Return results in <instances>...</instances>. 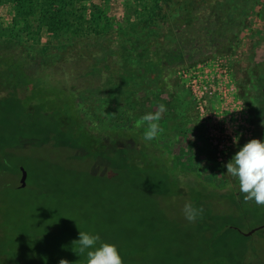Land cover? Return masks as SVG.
<instances>
[{
    "label": "rangeland",
    "instance_id": "1",
    "mask_svg": "<svg viewBox=\"0 0 264 264\" xmlns=\"http://www.w3.org/2000/svg\"><path fill=\"white\" fill-rule=\"evenodd\" d=\"M257 1L260 15L253 18L252 26L240 34V42L230 47L226 51L227 56L222 58L233 68L232 78L235 80L229 82L234 84L240 104L250 115L234 113L237 122L230 124V130H233L238 142H233L225 161L215 159L207 141L206 118L198 114L197 103L181 74L185 66L175 67L166 73L168 87L165 90L148 92L129 89L124 95L115 87L111 92L106 91L101 84L104 75L100 72L82 87L97 85V88H103L104 95L79 101L90 120L116 125L137 117L141 119L146 113L155 112L160 104L165 105L167 111L160 124L166 144L175 152L176 164L186 169L189 178L222 181L221 191L209 193V204L199 195H195L193 201L198 200L194 204L202 206L204 212L210 211L214 231L223 233L225 240L205 242L198 241L197 237H183L182 231L188 226L194 227V223L185 219L183 201L170 206L161 197L160 190L164 185L160 186L158 180L150 182L133 174L118 175L111 179L116 188L114 194H91L92 190L86 188L89 180L83 181L82 177L70 173L61 174L51 167L50 163H53L72 169L83 166V163L67 158L49 139V136L53 137L49 129L54 121L50 112L44 113L40 108L18 110L0 97V156L9 149L14 153L9 157L13 164H30L34 172L33 184L24 191L0 185V264H59L61 259L68 260L70 264H87L86 254L80 255L78 244H73L79 239V231L98 234L102 242L115 244L124 264H182L188 257H201L204 248L205 253L209 250L208 257H248L250 264H255L254 259L260 257L264 262V227H259L264 224V207L254 201L244 203L238 179L227 174L225 167L247 141L253 138L264 140V127L255 117V112H261L254 99L257 87L247 85L245 77L251 72L250 53L254 52L255 56L264 54V0ZM141 2L72 0V14L66 15L70 21L67 27H72L74 17L81 16L82 32L86 29L100 31L101 41H107V33L117 27V22L124 25L127 19L139 16ZM90 7L93 15L92 12L86 15L85 10L89 11ZM16 15L12 4L0 2V43L15 40L25 44L27 41L25 30L30 27H26L24 19L16 20ZM104 16L108 19L102 22ZM29 24L41 27L42 31L39 40L33 34L34 40L29 41L34 49L37 45L51 49L59 47L60 40L45 33L50 25L46 20L40 23L35 20ZM110 55L111 51H108L106 56L109 59ZM213 56L215 54L194 65L204 63ZM240 94L246 98V104ZM212 107L213 111L220 109ZM18 177L19 173H12L11 178H15L16 182ZM222 201L224 211H221L225 212V218L217 209L218 202ZM234 209L236 213H230ZM155 215L157 217L151 221ZM201 227L211 228L205 223ZM251 230L254 231L250 235H245ZM208 233L210 235L212 231ZM235 239L239 244L234 243Z\"/></svg>",
    "mask_w": 264,
    "mask_h": 264
},
{
    "label": "trees",
    "instance_id": "2",
    "mask_svg": "<svg viewBox=\"0 0 264 264\" xmlns=\"http://www.w3.org/2000/svg\"><path fill=\"white\" fill-rule=\"evenodd\" d=\"M1 1L12 4L16 20L24 19L30 29L25 30L26 47L15 40L0 43V97L18 110L40 108L44 113L50 112L54 121L49 129L53 137L49 139L67 158L83 163L72 169L50 163L54 170L89 180L86 188L96 196L114 194L116 188L111 179L118 175L133 174L150 182L158 180L160 186L164 185L161 197L170 206L179 201L194 204L198 201H193L195 195L204 197L208 203L211 191H221L220 180L189 178L186 169L176 164L175 152L166 144L163 134L151 142L145 141L144 126H137L139 117L119 125L90 120L79 101L104 95V92L97 85L82 87V84L91 82L102 72V87L109 92L114 87L121 95L127 94L129 89L165 90L168 87L165 75L169 70L192 66L237 45L240 34L252 26L253 18L261 13L257 0H142L139 16L127 19L124 25L117 22V27L107 33V41H101L100 31L86 29L82 32L81 16L74 17L72 27H67L70 21L66 15L72 14V0ZM87 10L86 15L87 12L93 15L91 7ZM107 19L104 16L102 22ZM35 20L38 23L46 20L50 24L45 33L60 40L58 48L40 45L33 48L29 43L34 40L33 34L39 40L42 33L41 27L30 26ZM108 51H111L110 59L106 56ZM250 55L251 72L245 77L247 85L257 87L254 99L261 114L264 112V54L255 56L251 52ZM239 96L246 104V98ZM13 154L6 149L0 156V185L24 191L33 184L34 172L30 164H23L27 184L17 188L15 178L11 177L12 173H19L21 163L13 164L9 158ZM106 180L111 182L105 184ZM222 205L223 201L218 202L217 209L225 218ZM230 213H236V209ZM211 219L210 211L204 212L194 227L188 226L182 231L183 237H197L198 241L205 242L224 241L225 235L214 231ZM165 220L169 222L168 218ZM203 223L211 228H202ZM203 251L201 257H188L182 264L251 263L248 257H208L209 250L205 253L204 248ZM254 263L264 264L260 257H256Z\"/></svg>",
    "mask_w": 264,
    "mask_h": 264
},
{
    "label": "clouds",
    "instance_id": "3",
    "mask_svg": "<svg viewBox=\"0 0 264 264\" xmlns=\"http://www.w3.org/2000/svg\"><path fill=\"white\" fill-rule=\"evenodd\" d=\"M167 111L165 105L160 104L155 112L143 115L137 126H144L143 138L145 141L157 139L163 132L160 124L163 114ZM264 127V120L261 121ZM238 142V138L234 139ZM227 174L239 181V191L243 194L244 203L255 202L264 207V140L250 139L225 165ZM185 219L195 223L203 217L202 206H195L186 202L183 207ZM78 244V253L87 257V264H124L119 249L115 244L102 242L98 234L79 231V239L73 241ZM59 264H70L61 259Z\"/></svg>",
    "mask_w": 264,
    "mask_h": 264
},
{
    "label": "built area",
    "instance_id": "4",
    "mask_svg": "<svg viewBox=\"0 0 264 264\" xmlns=\"http://www.w3.org/2000/svg\"><path fill=\"white\" fill-rule=\"evenodd\" d=\"M213 63L218 75L208 76L205 71L198 73L196 67H200L197 66L199 64L186 67L181 74L186 79L191 96L197 103L198 114L206 118V138L214 157L218 162H223L229 155L235 135L233 130H230V124L221 115L217 116L215 110H211V106H213L212 100L219 92V86L225 83L227 78L225 74H230V67L224 59L214 60ZM226 82L228 84L229 79H226Z\"/></svg>",
    "mask_w": 264,
    "mask_h": 264
},
{
    "label": "crops",
    "instance_id": "5",
    "mask_svg": "<svg viewBox=\"0 0 264 264\" xmlns=\"http://www.w3.org/2000/svg\"><path fill=\"white\" fill-rule=\"evenodd\" d=\"M226 56H227L226 53L215 54V56H213L207 62L197 65V66H200V67H196L198 73L205 71L207 75L209 74L208 76L215 75V74L218 75V72L216 71V66L213 62L214 60H221L222 58H225ZM229 67H230V74H225V77H227L226 79L234 81L235 79L233 80L232 78L233 68L231 66ZM226 79H225V83H223L222 86H219V92L216 95V97L212 100V105H213V108H220L214 111L217 116L221 115L222 117H224L227 123L233 124L234 121L237 122V119L234 113L240 114L241 116L246 115V114L248 116L250 115L248 113V110L245 109L244 106L242 107V104H240L241 101L236 95L234 84L230 82L227 84Z\"/></svg>",
    "mask_w": 264,
    "mask_h": 264
},
{
    "label": "water",
    "instance_id": "6",
    "mask_svg": "<svg viewBox=\"0 0 264 264\" xmlns=\"http://www.w3.org/2000/svg\"><path fill=\"white\" fill-rule=\"evenodd\" d=\"M27 184V170L24 168L23 165L19 166V177L17 179V188H24ZM259 227H264V224L259 226ZM258 227V228H259ZM254 230L248 231L245 233V235H250Z\"/></svg>",
    "mask_w": 264,
    "mask_h": 264
},
{
    "label": "flooded vegetation",
    "instance_id": "7",
    "mask_svg": "<svg viewBox=\"0 0 264 264\" xmlns=\"http://www.w3.org/2000/svg\"><path fill=\"white\" fill-rule=\"evenodd\" d=\"M255 117L261 122L262 120H264V112H262L261 114H259V112H255Z\"/></svg>",
    "mask_w": 264,
    "mask_h": 264
}]
</instances>
